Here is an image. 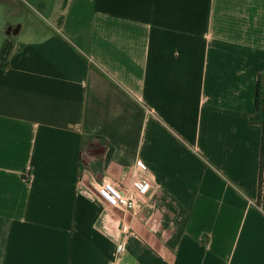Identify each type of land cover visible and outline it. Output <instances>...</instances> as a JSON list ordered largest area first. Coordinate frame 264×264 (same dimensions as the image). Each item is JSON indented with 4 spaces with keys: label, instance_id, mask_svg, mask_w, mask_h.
<instances>
[{
    "label": "crops",
    "instance_id": "obj_1",
    "mask_svg": "<svg viewBox=\"0 0 264 264\" xmlns=\"http://www.w3.org/2000/svg\"><path fill=\"white\" fill-rule=\"evenodd\" d=\"M0 8V264H264V0Z\"/></svg>",
    "mask_w": 264,
    "mask_h": 264
},
{
    "label": "built area",
    "instance_id": "obj_2",
    "mask_svg": "<svg viewBox=\"0 0 264 264\" xmlns=\"http://www.w3.org/2000/svg\"><path fill=\"white\" fill-rule=\"evenodd\" d=\"M133 173L140 181L139 189L141 190V192L148 197L155 196V194L150 195L148 193V190L146 189V169L141 164L137 163L134 166ZM261 178L264 179V171L261 172ZM95 189L98 198L106 205L119 210L130 212L132 215L136 213L135 201L122 194L120 189L114 183L110 181H102L100 184L96 185ZM122 230H126V227H123Z\"/></svg>",
    "mask_w": 264,
    "mask_h": 264
},
{
    "label": "rangeland",
    "instance_id": "obj_3",
    "mask_svg": "<svg viewBox=\"0 0 264 264\" xmlns=\"http://www.w3.org/2000/svg\"><path fill=\"white\" fill-rule=\"evenodd\" d=\"M31 5L32 3L29 2ZM50 5V4H49ZM62 6V4H61ZM51 6H49L48 11L50 10ZM5 10V9H4ZM40 16H37L31 12V16H27L26 13L23 11L18 12L15 16H9L7 13H3L2 9L0 8V27L6 22V18L8 22L15 25V28L17 26H21V31L18 35V38H29L32 37L30 30L34 28V26L38 27H47V24H49V19H47L45 16V13H40Z\"/></svg>",
    "mask_w": 264,
    "mask_h": 264
},
{
    "label": "trees",
    "instance_id": "obj_4",
    "mask_svg": "<svg viewBox=\"0 0 264 264\" xmlns=\"http://www.w3.org/2000/svg\"><path fill=\"white\" fill-rule=\"evenodd\" d=\"M255 108H256V113L252 121L264 127V91L261 90L260 83H258V88L256 91ZM262 146H263V140H262Z\"/></svg>",
    "mask_w": 264,
    "mask_h": 264
},
{
    "label": "water",
    "instance_id": "obj_5",
    "mask_svg": "<svg viewBox=\"0 0 264 264\" xmlns=\"http://www.w3.org/2000/svg\"><path fill=\"white\" fill-rule=\"evenodd\" d=\"M18 29H19V26H17L16 28H14L13 30H9L8 33H12V34H17L18 32Z\"/></svg>",
    "mask_w": 264,
    "mask_h": 264
}]
</instances>
